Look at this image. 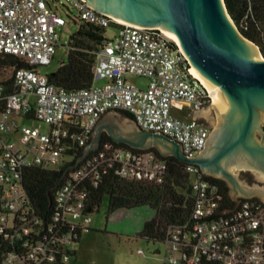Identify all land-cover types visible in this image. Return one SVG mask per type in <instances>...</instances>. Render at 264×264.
Instances as JSON below:
<instances>
[{
  "label": "built area",
  "instance_id": "obj_1",
  "mask_svg": "<svg viewBox=\"0 0 264 264\" xmlns=\"http://www.w3.org/2000/svg\"><path fill=\"white\" fill-rule=\"evenodd\" d=\"M75 21L106 30L94 65L95 80L105 83L69 90L51 82L39 66L52 63L61 40L59 28ZM112 25L117 30L109 36ZM160 32L156 26L118 21L87 0H0V52L28 64L15 69L13 86L0 83V236L13 243L23 240L27 248L23 256L10 251L4 264H53L58 259L51 241L40 240L36 229L42 222L23 184L28 166H67L53 196V220L70 226L55 238L65 264L72 258L67 252L74 247L75 229H89L92 222L86 209L89 186L96 185L108 167L123 179L163 182L168 162L150 148L108 141L81 157L108 112H128L140 128L180 142L188 157L204 149L211 128L202 117H194V111L212 99L188 70L191 64L178 43ZM129 74L148 78L147 85H136ZM174 108H189L192 115L176 114ZM32 118L39 124L19 122ZM185 163L191 209L184 220L168 227L158 249L162 264H264V200L232 197L235 205L230 206L212 175H204L198 164Z\"/></svg>",
  "mask_w": 264,
  "mask_h": 264
},
{
  "label": "water",
  "instance_id": "obj_2",
  "mask_svg": "<svg viewBox=\"0 0 264 264\" xmlns=\"http://www.w3.org/2000/svg\"><path fill=\"white\" fill-rule=\"evenodd\" d=\"M94 8L116 20L138 27H153L178 43L191 64L188 70L207 88L212 103L194 111L205 116L215 108V127L205 141V151L188 157L181 143L172 137L139 128V137L129 131L116 137L136 148L155 145L162 155H174L198 164L203 174L222 176L229 181L231 196L250 197L264 189L240 184L235 165L251 167L264 174V58L259 45L247 38L230 15L225 0H87ZM102 119V118H101ZM97 123L92 140L81 157L99 147L103 128ZM133 119V118H132ZM136 123V122H135ZM137 124V123H136ZM262 133L259 140L255 132ZM203 151V150H202ZM200 151V152H202ZM53 197H51V202Z\"/></svg>",
  "mask_w": 264,
  "mask_h": 264
},
{
  "label": "trees",
  "instance_id": "obj_3",
  "mask_svg": "<svg viewBox=\"0 0 264 264\" xmlns=\"http://www.w3.org/2000/svg\"><path fill=\"white\" fill-rule=\"evenodd\" d=\"M227 9L240 31L256 42L264 53V0H225ZM74 23L77 29L70 35L67 58L59 66L48 73L51 82L69 90H79L89 87L95 82L94 65L95 50L105 38V28L88 21ZM28 65L23 59L10 53L0 52V83L13 86V74L16 68ZM131 116L128 112L124 111ZM112 142L116 146H130L125 142H116L111 136L103 134L104 142ZM151 150L162 155L158 149ZM168 162V169L163 182H147L120 178L115 168L108 167L101 174L96 185L89 186V201L86 209L93 212L100 207L105 195L109 196L108 213L119 209L150 206L155 209V215L144 222L142 229L136 235L154 243L163 242L168 227L174 222L184 220L191 209L192 191L190 175L186 172V163L174 155H162ZM67 166L59 169L32 165L24 169L23 184L27 190L34 214L41 220L37 225L40 240L51 241V248L56 251L58 259L53 264L61 263L62 247L56 237L67 232L70 226L66 221L53 220V201L55 188L59 184ZM220 187L228 205H235L230 195L228 183L219 177L210 176ZM83 229L77 227L74 231V247L68 254L76 259L77 244ZM31 239L30 237H26ZM55 243H52V240ZM34 241V240H33ZM31 241V242H33ZM23 240L12 242L0 236V264H4L7 254L14 250L19 255H25L27 248L22 246ZM158 251V250H157Z\"/></svg>",
  "mask_w": 264,
  "mask_h": 264
},
{
  "label": "rangeland",
  "instance_id": "obj_4",
  "mask_svg": "<svg viewBox=\"0 0 264 264\" xmlns=\"http://www.w3.org/2000/svg\"><path fill=\"white\" fill-rule=\"evenodd\" d=\"M59 10L66 15V12L62 8ZM77 27V23L70 22L59 28L61 40L57 48L56 56L51 64L39 66L42 73L46 74L55 70L61 61L67 58L69 38ZM116 30L117 27L112 25L107 28V34L112 36ZM260 53L264 58V53L261 49ZM128 79L143 88L148 83V78L140 75L129 74ZM95 83L97 85L103 84L105 83V79H96ZM204 109H207V107ZM196 116H200L203 119H215L214 125H217V114L215 108L212 106H210L205 116L202 114ZM120 118L126 124H123V126H114L112 128L111 134L116 137L126 134L131 127L128 122L129 116L122 113L120 114ZM19 122L27 125L39 124V122L33 118L28 120L19 119ZM263 124L264 123L261 124L262 130H264ZM214 125H212L213 128L215 127ZM103 134L112 136L107 132H103ZM255 135L261 140L262 133L260 134L256 131ZM235 168L238 171L236 177L240 184L262 187L264 189V174L260 171L251 167H240L238 165H235ZM210 175L224 179L228 183L230 191L232 190V186H230L226 178L213 174ZM243 196L245 195L235 194L234 199H239ZM251 196L263 199L262 196L257 193L250 195V197ZM108 206L109 196L105 195L100 207L91 212L92 222L89 224V229H85L82 232L80 241L76 246L77 258L69 259L68 264H162V252H157V249H162L163 244L161 242L154 243L146 238L136 236L142 229L144 222L155 215V209L150 206H139L129 209L122 208L109 214ZM141 248L144 250V253L139 251ZM8 264H21V262L15 260V262Z\"/></svg>",
  "mask_w": 264,
  "mask_h": 264
},
{
  "label": "crops",
  "instance_id": "obj_5",
  "mask_svg": "<svg viewBox=\"0 0 264 264\" xmlns=\"http://www.w3.org/2000/svg\"><path fill=\"white\" fill-rule=\"evenodd\" d=\"M191 112L192 111L189 108H185V109H181V110L174 108V113L182 115L184 117H190L192 115ZM122 113H124V111H110V112H108L107 114H105L102 117L98 127L101 126L103 128V132H108L109 128H111L114 125L123 126V124H126V123H124V121H122V119L120 118V114H122ZM124 114L127 115L126 113H124ZM127 116H129V115H127ZM129 117L130 118H128V122L131 125V127L129 128V132L132 133L136 137L141 136L137 124L131 118V116H129ZM151 147L157 149V147L155 145L150 146V148ZM157 252H159V250Z\"/></svg>",
  "mask_w": 264,
  "mask_h": 264
},
{
  "label": "flooded vegetation",
  "instance_id": "obj_6",
  "mask_svg": "<svg viewBox=\"0 0 264 264\" xmlns=\"http://www.w3.org/2000/svg\"><path fill=\"white\" fill-rule=\"evenodd\" d=\"M204 120L209 124V126H210V128H211V131H212V122L210 121V119L209 118H204ZM263 127H264V124H263ZM264 131V130H263ZM206 148V147H205ZM205 148L203 149V151L202 152H200V154H202V153H204V151H205Z\"/></svg>",
  "mask_w": 264,
  "mask_h": 264
}]
</instances>
